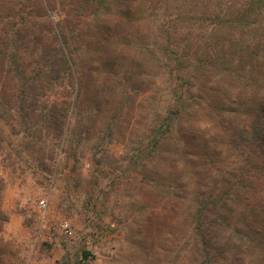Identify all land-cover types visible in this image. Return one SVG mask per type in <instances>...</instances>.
I'll return each instance as SVG.
<instances>
[{
  "label": "rangeland",
  "instance_id": "obj_1",
  "mask_svg": "<svg viewBox=\"0 0 264 264\" xmlns=\"http://www.w3.org/2000/svg\"><path fill=\"white\" fill-rule=\"evenodd\" d=\"M115 1L110 0L109 11L117 36L96 49L90 48L98 21L94 16L83 17L86 25L72 31V16L59 0L48 9L38 1L0 4V29H6L0 32V50L5 51L6 32L13 41L6 42L8 56L30 50L33 28L38 32L48 25L67 36L69 46L63 48L73 64L53 86L38 87L33 78L43 63L38 51L35 61L27 60L28 80L35 87H24L22 96L14 87L6 97L0 93V264H195L185 247V205L197 178L182 153L173 162L170 151L182 143L176 133L185 122L167 142L164 161L142 168L141 159L154 138H147L151 126L161 125L189 93L218 89L234 106L228 90L235 95L244 87L239 69L237 81L236 74L227 73L202 80L197 71L198 78L190 81L191 68L185 70V61L195 59L185 60V54L214 36L215 16L225 14L227 0H210V8L196 12L202 17L194 20L185 0H169L165 12L143 6L142 18L132 20L120 14ZM180 4L181 9L174 8ZM252 19L264 23L258 16ZM117 47V59H122L113 69L101 59H113ZM3 68L6 63L0 64V76ZM64 111L67 115L60 117ZM144 174L157 179L148 182ZM42 200L48 205L44 214ZM63 223L68 230L61 229Z\"/></svg>",
  "mask_w": 264,
  "mask_h": 264
},
{
  "label": "trees",
  "instance_id": "obj_2",
  "mask_svg": "<svg viewBox=\"0 0 264 264\" xmlns=\"http://www.w3.org/2000/svg\"><path fill=\"white\" fill-rule=\"evenodd\" d=\"M24 1L0 0V4L10 2L17 5ZM27 1L43 2L47 9L54 2ZM59 1L60 6L72 16L69 22L72 31L86 25L83 17L94 16L98 19L94 24V45L90 44V48H105L117 36L118 32L109 11L112 6L110 0ZM209 1L185 0L190 6V18H201L202 16L198 17L195 13L206 12L210 8ZM115 2L121 7L120 14L129 20L141 19L142 13L146 11L143 6H151L152 9L157 8L164 12L171 6L168 5L169 0ZM241 2L243 8L230 11ZM26 4L28 3L24 2ZM181 6L183 4L174 8L181 9ZM222 11H225L222 17L215 16L212 29L214 36L211 35L210 39L200 42L196 47L191 45V50L195 49L185 54V60L195 58L192 60L194 63L185 61V70L191 68L188 72L191 81L192 76L198 78V74L202 80L214 73L234 76L236 69H239L242 75L237 73L233 80L237 81L241 75L239 84L244 87L235 95L228 90L234 106L233 102H228V95L224 94L222 97L221 92L213 88L193 97L189 93L190 97L184 103L177 101V110L170 111L161 125L158 124L161 121H158L151 126L147 138H154L147 146L148 152L142 153L141 167H154L164 161L161 156L169 150L170 145L167 142L174 138L172 133L176 127L185 122V129H177L176 133L182 143L175 145V149L170 151L174 154L173 162H176L181 152L185 166H190L197 178V189L192 199L187 198L188 192L185 188V201H190L187 202L188 206L185 205V227L189 236L185 240L187 251L194 254L195 264H264V62L260 60L264 55V23L256 25V19H252L258 16L264 22V0H227ZM3 30L6 29L1 27L0 32ZM38 30L37 32L35 27L32 30V34H35V40L32 41L34 46L26 50L30 56H26V51L19 49L14 51L13 57L8 56L6 42L13 41L11 35L5 33V51L0 50V64H7V69H2L4 73L1 76H4H0V93L5 97L12 87L21 96L24 94V87H30V90L35 87L33 80H28L27 60L29 58L35 61L33 57L38 51L42 52L39 62H43L40 70L33 76L35 82H39L38 87L53 86L61 78V73L73 68L71 58L63 48L65 44L69 46L65 33L60 34V29H50L48 25ZM127 36L131 37L129 33ZM127 42L131 43L130 40ZM55 44H60V48L57 49ZM120 50V47L114 50L113 59L107 57L101 60L114 69L122 59H117L120 57ZM105 51L111 52L108 49ZM200 51L199 57L197 52ZM190 54H193L192 58ZM194 71L198 74H193ZM252 87V93H249ZM244 88H249L248 92ZM219 96L222 98L219 99ZM229 104L232 107L229 108ZM54 114L57 115V112ZM58 115L65 117L67 113L64 111ZM181 145L182 150L178 149ZM144 178L152 182L157 176L144 174Z\"/></svg>",
  "mask_w": 264,
  "mask_h": 264
},
{
  "label": "built area",
  "instance_id": "obj_3",
  "mask_svg": "<svg viewBox=\"0 0 264 264\" xmlns=\"http://www.w3.org/2000/svg\"><path fill=\"white\" fill-rule=\"evenodd\" d=\"M47 207H48L47 202L45 200H42L40 202V211L42 212V214H44L46 212ZM60 227H61V229H63L65 231V230H68L69 225H68V223H63L60 225Z\"/></svg>",
  "mask_w": 264,
  "mask_h": 264
}]
</instances>
